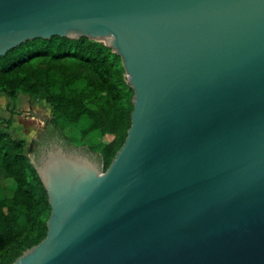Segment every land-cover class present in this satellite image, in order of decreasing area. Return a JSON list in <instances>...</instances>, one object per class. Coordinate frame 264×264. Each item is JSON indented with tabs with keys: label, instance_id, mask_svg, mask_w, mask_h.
<instances>
[{
	"label": "water",
	"instance_id": "water-1",
	"mask_svg": "<svg viewBox=\"0 0 264 264\" xmlns=\"http://www.w3.org/2000/svg\"><path fill=\"white\" fill-rule=\"evenodd\" d=\"M103 42L134 91L101 154L45 127L47 235L12 264H264V0H0V57Z\"/></svg>",
	"mask_w": 264,
	"mask_h": 264
},
{
	"label": "trees",
	"instance_id": "trees-1",
	"mask_svg": "<svg viewBox=\"0 0 264 264\" xmlns=\"http://www.w3.org/2000/svg\"><path fill=\"white\" fill-rule=\"evenodd\" d=\"M12 100L19 93L37 97L51 106L46 127L62 132L72 143L68 127L88 123L81 134L101 130L109 140L88 147L101 154L106 169L123 145L131 126L134 91L127 83L121 58L103 42L80 37L53 36L28 40L0 57V94ZM87 96L98 104L88 106ZM0 125V264H12L27 249L42 241L48 231L51 206L48 193L29 157L27 146ZM3 180L10 181L6 193Z\"/></svg>",
	"mask_w": 264,
	"mask_h": 264
},
{
	"label": "rangeland",
	"instance_id": "rangeland-1",
	"mask_svg": "<svg viewBox=\"0 0 264 264\" xmlns=\"http://www.w3.org/2000/svg\"><path fill=\"white\" fill-rule=\"evenodd\" d=\"M13 103L7 104V102ZM88 106L98 109V104L92 97L87 96ZM51 115V106L45 101L31 97L27 94L19 93L16 100H12L8 95L0 94V125L4 126L3 119H10L9 129L13 136L27 141L29 146L32 139H35L45 127L46 119ZM88 123L87 118H83L76 127H68L69 135L73 145L77 147H91L102 140H109L111 136L103 137L102 131L97 130L87 136L81 134V128ZM32 154H30L31 156ZM3 187L6 193H10V181L3 180Z\"/></svg>",
	"mask_w": 264,
	"mask_h": 264
},
{
	"label": "flooded vegetation",
	"instance_id": "flooded-vegetation-1",
	"mask_svg": "<svg viewBox=\"0 0 264 264\" xmlns=\"http://www.w3.org/2000/svg\"><path fill=\"white\" fill-rule=\"evenodd\" d=\"M47 120V119H46ZM45 127H46V121H45ZM44 127V128H45ZM61 139H62V141H63V143L65 144V145H68V146H73V144H71V143H69V142H67L66 140H64L62 137H61Z\"/></svg>",
	"mask_w": 264,
	"mask_h": 264
},
{
	"label": "crops",
	"instance_id": "crops-1",
	"mask_svg": "<svg viewBox=\"0 0 264 264\" xmlns=\"http://www.w3.org/2000/svg\"><path fill=\"white\" fill-rule=\"evenodd\" d=\"M9 103H13V101H11V102L8 101L7 104H9Z\"/></svg>",
	"mask_w": 264,
	"mask_h": 264
}]
</instances>
